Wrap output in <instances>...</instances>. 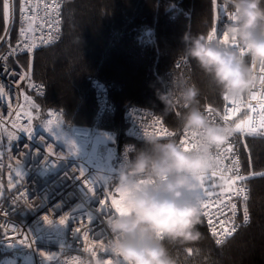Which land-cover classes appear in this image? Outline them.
I'll list each match as a JSON object with an SVG mask.
<instances>
[{
	"label": "built area",
	"instance_id": "built-area-1",
	"mask_svg": "<svg viewBox=\"0 0 264 264\" xmlns=\"http://www.w3.org/2000/svg\"><path fill=\"white\" fill-rule=\"evenodd\" d=\"M63 2L64 0H31V19L22 24L17 0L13 16L7 24L8 31L0 41V88L3 89L0 94V194L4 192L0 200V254L5 255L0 258V264H74L77 254L94 250L95 245L103 242L107 235L105 217L114 211L111 200L115 199V190L108 184L109 178L114 174L109 173L106 168L109 136L103 134L97 124L87 130L80 129L66 120L63 109L49 107L47 119L53 121L52 124L73 143L70 149H66L41 128L35 127L34 116L27 107L32 96L44 97L47 89L44 83L31 79L29 69L24 67L20 59L30 60L38 51L61 40ZM214 12L209 35L215 30L214 39L224 41V24L228 22L231 13L223 0H214ZM13 27V43L2 49L3 44L10 38ZM21 27H30L31 30L21 37ZM26 44L36 46L29 51ZM251 67L258 82L242 102L232 106L230 100L225 101L221 97L222 109L204 107L205 111L209 107L214 110L216 122L224 123L220 117L223 116L226 106L238 109L228 113L227 123L234 127L248 120L260 121V104L264 102V91L259 83L261 66L252 64ZM93 86L101 117L113 111V106L108 100L107 85L94 81ZM253 95L255 99L251 98ZM123 119L126 125V142L115 154L116 168L122 161L124 146L143 142V132H155L165 136L166 132L173 130L157 113L145 107L128 106ZM58 120L63 122L57 126ZM155 120L160 123L154 125ZM29 126L32 129L31 135L22 130ZM161 127L166 132H161ZM259 136H264V128H260L256 134L236 132L228 142L221 145L223 149L230 144L233 151L221 161L220 168L224 170L226 178H234L236 175L247 177L244 181H236L234 187L245 188L248 199L244 201L242 196H232L229 192H222V189L212 191L213 195L208 198V215L212 217L217 231H221L220 219L225 221V227L231 228L234 224L236 228L230 235L214 236L208 224V216L201 214L216 243L218 239L221 243L224 242L235 235L241 226L249 223L250 217L247 223L243 219L251 192L247 183L250 173L245 170L243 155L249 154L248 139ZM179 138L187 146L190 139L187 134ZM49 147L52 153H49ZM219 152L220 149H214V156ZM234 160L238 161V165L233 164ZM15 165L22 169L19 176L14 175ZM229 168L232 169L231 172L227 171ZM215 177L220 178L219 170ZM16 180H20V184L12 191L7 190ZM85 180L94 186V194L88 191ZM229 196L231 200L228 199ZM101 199L105 201V207H101ZM212 201L217 206H213ZM231 203L237 205L235 217L231 215ZM65 216L68 220L61 224L59 221ZM76 228L81 231L78 233ZM85 233L88 234L87 240ZM48 256L53 259H46Z\"/></svg>",
	"mask_w": 264,
	"mask_h": 264
},
{
	"label": "trees",
	"instance_id": "trees-1",
	"mask_svg": "<svg viewBox=\"0 0 264 264\" xmlns=\"http://www.w3.org/2000/svg\"><path fill=\"white\" fill-rule=\"evenodd\" d=\"M62 11L61 40L30 60L20 59L31 79L47 89L44 97L32 96L27 103L36 127L47 121L49 107H58L80 129L97 124L103 134L116 140L118 150L126 142L125 109L134 105L151 109L174 129L183 109L166 113L157 98V89H162L170 69L169 75L183 74L201 89L203 107L222 109L221 96L210 89L194 60L182 59L181 51L186 32L209 35L214 0H64ZM7 27L0 17V41ZM10 35L2 49L13 43L14 27ZM94 81L107 85L113 106V111L101 117ZM142 143H136L137 147ZM247 146L249 154L243 155V162L250 173L249 223L218 244L201 218V241L176 249L182 264H264V136L248 139ZM205 185L210 191L226 187L218 177L206 180Z\"/></svg>",
	"mask_w": 264,
	"mask_h": 264
},
{
	"label": "clouds",
	"instance_id": "clouds-1",
	"mask_svg": "<svg viewBox=\"0 0 264 264\" xmlns=\"http://www.w3.org/2000/svg\"><path fill=\"white\" fill-rule=\"evenodd\" d=\"M223 3L231 13L224 24L227 41L186 32L182 59L196 62L212 91L242 102L258 82L251 65H264V0ZM169 73L157 98L166 113L183 109L176 126L165 136L143 132L140 147L124 146L122 161L108 180L117 198L105 217L107 235L94 250L77 254L74 264H182L176 249L202 239L201 181L217 166L214 149L236 131L209 119L195 83ZM184 134L190 138L187 146L179 138Z\"/></svg>",
	"mask_w": 264,
	"mask_h": 264
},
{
	"label": "snow or ice",
	"instance_id": "snow-or-ice-1",
	"mask_svg": "<svg viewBox=\"0 0 264 264\" xmlns=\"http://www.w3.org/2000/svg\"><path fill=\"white\" fill-rule=\"evenodd\" d=\"M16 0H0V17L3 18L5 24H8L13 16V8L15 5ZM33 11L32 7H31V0H19V14H20V19H21V23L23 24L25 21H28L29 19H31V17L29 16V13ZM31 28H25V27H21L20 29V36L24 37L26 35V33L28 31H30ZM8 29H5V32H7ZM215 36V30H213V33L211 35H209V38L212 39ZM224 41H227V35L224 36ZM36 45L33 44L32 46L29 45H25L26 48H28L29 51H31V47H35ZM259 83L261 86L262 91H264V65H261L260 68V77H259ZM3 93V89L0 88V94ZM252 99H255V95H253L251 97ZM27 99V97L25 98ZM225 101H229V99L227 97L223 98ZM264 99V98H262ZM231 105L232 106H236L238 105L240 102L234 101V100H230ZM250 107H252L251 105H249ZM32 107H35V105H32ZM234 110H238L235 107H229L226 106L224 109V114L223 116L220 117V119L224 122L227 123L228 121V113L229 111H234ZM253 110H255L253 108ZM260 111H261V119L259 122H256L254 120H248L246 122L240 123V124H236L235 125V131L236 132H247L248 134H256L260 128H264V102H262L260 104ZM207 115L209 116V119L212 120L213 122H216L215 118H214V110L209 107L206 111ZM50 115H54L52 113H50ZM49 124H52L53 121H48ZM160 121L159 120H155L154 121V125L155 124H159ZM258 124V126H257ZM14 127L16 125H13ZM23 131H26L29 133V135H31L32 133V129L31 126H29L26 129H22ZM161 132H166L165 129H163L161 127L160 129ZM166 134L170 135V132H166ZM10 135V138H13ZM225 144V143H224ZM222 144V145H224ZM74 148V146H73ZM217 149H220V152L217 154V156L215 157L217 160V166L209 173L207 174L201 181L202 183V205H201V214L208 216V224L210 227L211 232L213 233L214 236H223V235H230L232 232H234L236 230L235 225L233 224L231 228L225 227V221L223 219L219 220V226L221 231L218 232L217 231V227L213 222V219L211 216L208 215V209H209V201L208 198H210L213 195V192L209 190V188L205 187V182L207 181H211L212 177H215L218 174V170H219V175H220V179L225 181V184L227 185V187H222V192H229L231 193L232 196H237V197H243L244 201H247L248 199V195L247 192L245 190V188L241 187V188H235L234 185L236 183V181H244L245 179H247V177L242 176V175H236L234 178L233 177H225L224 174V170L222 168H220V164L221 161L226 158L228 153H231L233 151L232 146L229 144L226 148L221 149V146H219ZM49 153H52V149L49 147L48 149ZM234 165H238V161L234 160L233 161ZM228 172H231L232 169L229 168L227 170ZM237 171H238V167H237ZM17 175H21L20 172H17ZM261 175H264V173H261ZM81 177H83V172H81ZM85 182V186L87 187L88 191L90 193L95 192L94 190V186L87 180L84 181ZM210 187L214 188L215 184L214 183H210ZM217 199H219V197H217ZM229 200H231V196L228 197ZM115 202V199L111 200V204H113ZM222 202V201H221ZM213 206H217L215 204L214 201L211 202ZM101 207H105V201L103 199H101L100 201ZM230 210H231V215L233 217H235L236 212H237V205L235 203H231L229 205ZM47 219V218H45ZM243 219L244 222L247 223L249 220V214L247 211V208L244 209V214H243ZM68 220V217L65 216L63 218L60 219V223L64 224L66 221ZM90 222V220H88ZM76 231L79 233L81 231L80 228H76ZM102 236V235H101ZM97 239L99 237H96ZM88 239V234L85 233V240ZM22 243V242H21ZM217 243H221V240H217ZM43 255V254H42ZM46 259L48 260H52L53 257L52 256H48L46 257Z\"/></svg>",
	"mask_w": 264,
	"mask_h": 264
},
{
	"label": "rangeland",
	"instance_id": "rangeland-1",
	"mask_svg": "<svg viewBox=\"0 0 264 264\" xmlns=\"http://www.w3.org/2000/svg\"><path fill=\"white\" fill-rule=\"evenodd\" d=\"M48 121L49 120L47 119L46 122H41V123H39V126L37 125L38 127H36V126L35 127L41 128L45 133H47L49 135V137L52 140L62 144L64 146V148L70 149V147L73 145L72 141L66 135H64L60 130H58L53 124H49ZM109 141H110V147H109L108 154H107L106 168H107L109 173L114 174L115 170H116V165H115L116 155L114 153V148H115L117 142L113 137H109ZM21 170H22L21 168H18L15 165L14 166V175L19 176V175H17V172L21 173ZM205 187L207 188L206 185H205ZM116 198H117V195L115 194V199Z\"/></svg>",
	"mask_w": 264,
	"mask_h": 264
},
{
	"label": "water",
	"instance_id": "water-1",
	"mask_svg": "<svg viewBox=\"0 0 264 264\" xmlns=\"http://www.w3.org/2000/svg\"><path fill=\"white\" fill-rule=\"evenodd\" d=\"M117 148H115L114 149V153L116 154L117 153ZM20 180H16L13 184H11L9 187H8V189L7 190H9V191H12L17 185H19L20 184ZM4 196V192H2L1 194H0V200L2 199V197Z\"/></svg>",
	"mask_w": 264,
	"mask_h": 264
}]
</instances>
